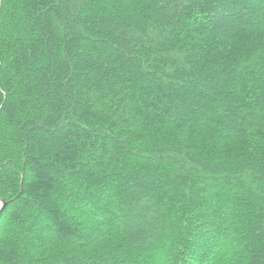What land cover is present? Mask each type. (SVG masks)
Masks as SVG:
<instances>
[{"label": "trees", "instance_id": "trees-1", "mask_svg": "<svg viewBox=\"0 0 264 264\" xmlns=\"http://www.w3.org/2000/svg\"><path fill=\"white\" fill-rule=\"evenodd\" d=\"M0 199V264H264V0H0Z\"/></svg>", "mask_w": 264, "mask_h": 264}, {"label": "water", "instance_id": "water-1", "mask_svg": "<svg viewBox=\"0 0 264 264\" xmlns=\"http://www.w3.org/2000/svg\"><path fill=\"white\" fill-rule=\"evenodd\" d=\"M6 206H7V202L4 201V200H2V199H0V216H1L3 210H4V208H5Z\"/></svg>", "mask_w": 264, "mask_h": 264}, {"label": "rangeland", "instance_id": "rangeland-1", "mask_svg": "<svg viewBox=\"0 0 264 264\" xmlns=\"http://www.w3.org/2000/svg\"><path fill=\"white\" fill-rule=\"evenodd\" d=\"M172 113H174V112H172ZM179 113H181V115L184 117H190V113H185L184 109H183V111L181 110Z\"/></svg>", "mask_w": 264, "mask_h": 264}]
</instances>
